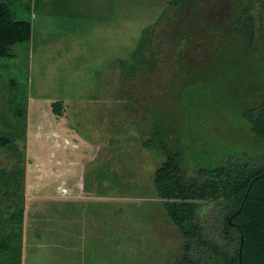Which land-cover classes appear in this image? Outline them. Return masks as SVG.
I'll return each mask as SVG.
<instances>
[{
	"label": "rangeland",
	"instance_id": "1",
	"mask_svg": "<svg viewBox=\"0 0 264 264\" xmlns=\"http://www.w3.org/2000/svg\"><path fill=\"white\" fill-rule=\"evenodd\" d=\"M7 1L27 14L25 18L31 16L33 23L31 43L14 48L11 59L0 58V118L14 115L18 121L14 111L29 109L26 129L22 124L16 130L21 135L25 129V139L10 147L23 153L22 162H17V152L0 148V168L13 170L18 165L26 181L22 264H179L185 241L154 187V175L165 156L143 149L149 145V126L141 114L135 115L134 124L129 121L130 112L116 101L121 91L126 96L117 68L120 59L137 47L143 30L157 20L162 26L155 33L160 38L156 46L165 47L177 29L193 31L192 38L208 34L209 28L215 35L231 15L233 1H240L188 0L179 8L170 6L172 0ZM196 1L192 10H198V21L186 22L189 4ZM31 4L29 12L24 7ZM258 4L253 13L264 22V2ZM231 30L221 40L232 38ZM259 41L264 43V32ZM201 42L190 38L185 42L198 45L197 55L185 58L187 63L202 65L206 56L200 54ZM208 50L206 55L213 54V48ZM164 63L153 76L131 80L128 95L136 101L138 95L145 98L161 91L174 100L169 88L179 80L173 82L177 66ZM185 81L179 83L182 91L199 92ZM56 101H64L63 118L52 113ZM221 118L224 121L207 130L217 136H222L219 130L225 131L210 149L214 158H225L227 151L233 156L238 148L241 153L258 150L256 140L241 133L244 127ZM223 138L229 141L226 150ZM189 173L196 177L194 170ZM3 203L13 209L6 200ZM48 210L57 214L47 216ZM218 210L216 205L203 207L202 220L214 241L228 249L213 224Z\"/></svg>",
	"mask_w": 264,
	"mask_h": 264
},
{
	"label": "trees",
	"instance_id": "2",
	"mask_svg": "<svg viewBox=\"0 0 264 264\" xmlns=\"http://www.w3.org/2000/svg\"><path fill=\"white\" fill-rule=\"evenodd\" d=\"M187 1L172 0L170 6L179 8ZM259 1L264 2L257 0L252 7L248 2H237L233 13L217 28V36L214 39L208 36L205 44L200 46L206 56L202 60L203 66L187 63V59L184 60L188 57L187 52H178L181 62L174 82L177 77L179 80L174 88H169L175 95L174 100L167 95H164L167 98H160L155 94L141 115L149 126V148L166 156L154 175V187L158 197L164 200L167 216L185 241L179 264H240V251L242 264H264V43L259 41L264 32V22L253 13V8L260 6ZM24 8L31 12L33 6ZM26 15L21 9L10 7L7 0H0L1 59L15 57L14 48L31 43L33 23L31 13L30 17L25 18ZM159 25L162 26L161 21L157 20L149 25V30L146 27L137 47L120 59L123 76L131 80L153 76L161 62L168 63L164 45L156 46L159 36L155 33ZM230 30L233 37L221 40L223 34L230 35ZM159 35L163 34L160 32ZM169 36L173 43H167L170 48L189 37L184 36L181 30ZM217 40L220 44H216ZM211 48L213 54L206 55ZM252 61L259 64L253 65ZM204 77L206 80H201ZM185 79L189 80V87L199 92L182 91V83H179H187ZM141 108H144L142 104ZM51 109L55 117L65 116L64 101L54 102ZM25 110L10 111L16 117L18 115V121L14 115L12 119L0 118L4 128L0 130V148L9 153L17 152L18 163L22 162L23 153L10 147L25 139L28 120V111ZM220 117L229 124L231 120L244 127L241 133L254 138L259 144L258 150L249 148L241 153L238 148L233 156L227 151L225 158H214L210 149L224 137L225 131L219 130L222 136L208 131L214 123L224 121ZM22 124L25 129L21 135L24 137L16 133L18 125ZM223 139L226 150L229 141ZM202 158H206V162H202ZM192 164L194 168H191ZM190 169L197 173L196 177L189 175ZM23 174L18 165L13 170L0 168V264H22L26 189ZM3 200L13 206V209L9 207L12 212L5 208ZM211 205L219 208L213 224L228 249L214 241L202 220L205 212L202 208ZM48 212L47 216L57 214Z\"/></svg>",
	"mask_w": 264,
	"mask_h": 264
},
{
	"label": "flooded vegetation",
	"instance_id": "3",
	"mask_svg": "<svg viewBox=\"0 0 264 264\" xmlns=\"http://www.w3.org/2000/svg\"><path fill=\"white\" fill-rule=\"evenodd\" d=\"M204 1H206V0H204ZM210 1H212V0H210ZM238 1H241L242 3H244V1L246 2L247 0H238ZM257 0H250V1H248V3H249V6H253L254 4L253 3H255ZM197 2L198 1H196L195 3H190L189 5H190V12H191V15H190V17L189 18H186V22L189 20L190 22H196L197 23V21H198V16H197V14L198 13H196V12H198V10H192V7H193V5L195 6V5H197ZM211 3V2H210ZM245 4V3H244ZM232 8H231V11H230V14L231 13H233V11L235 10L234 8L237 6V2L236 1H233V3H232ZM192 10V11H191ZM181 16V15H180ZM181 18H184V17H181ZM180 18V19H181ZM227 19H225V21H226ZM183 23H185V22H183ZM236 27V26H235ZM208 30H210L211 31V29L209 28ZM178 31V29L175 31V32H177ZM184 33H187V34H184ZM192 34V33H194L193 31H190V32H182V34L184 35V36H187V35H189V37H186V39L185 40H183V41H181L182 43H179L178 42V44H177V46L175 47V48H170V45L171 44H173L172 42H170L169 44H166L165 45V47H164V53H166L167 52V54H165L166 56H167V62H168V64H173V65H175V66H178V64H179V62H181V60L179 61L178 60V52H181V51H185V52H187V55H188V59H190L192 56H194V55H197L196 53H195V49H197L198 50V45L197 44H195V46H193L192 44L190 45L189 43H185V42H187L188 40H189V38L190 39H202V42L201 43H203V44H201V45H204L205 44V42L207 41V37L208 38H210V39H214L217 35V33L215 34V35H213L212 34V32H209L208 34H207V32L206 33H204L203 35H202V37L201 38H198L197 36H195V37H190V34ZM200 45V46H201ZM200 54H202V52H205V51H203V49L201 48V50H200ZM199 53V52H198ZM176 57H175V56ZM184 60H186V59H184ZM162 63L163 62H161V64H159V66H161L162 65ZM165 64V63H164ZM166 66H167V64H166ZM158 69L160 70V67H158ZM117 70L119 71L120 69H118L117 68ZM133 80V79H132ZM121 83H119L120 85L122 84V87H123V90H125L126 89V91L124 92L125 94H126V96L122 93V91H121V94L119 95V96H116V98H117V102H120V103H123L124 105H125V108H127V111L128 112H130V114L128 113L126 116H127V118L129 119V121H131L133 124L135 123V121H136V118H135V115L137 114V115H142V114H144L145 112H146V110L145 109H147L148 108V106L150 105V102L152 101V99H153V97L152 96H154L155 94H157L156 96H159L160 98H163V97H166L167 98V96H164V95H166V94H163V92L161 93V91L160 92H155L154 94H152V95H148V96H145V98H141V97H139V95L137 96V98H136V101L134 100V97L135 96H129L128 95V92H129V89L132 87V86H130V87H128L129 86V84L128 83H130L131 82V79H129L126 75H122V73H121ZM173 82H174V80H173ZM126 84H128V85H126ZM118 92H120V91H118ZM134 94H135V92H134ZM136 95V94H135ZM155 96V97H156ZM149 97V99H147ZM99 101H101V103L103 102V100H99ZM100 103V102H99ZM141 104L144 106V108L142 109L141 108ZM110 116H111V114H110ZM142 117V116H141ZM112 122H113V120H112ZM143 146V149H145V150H148V151H154V150H151V148H149V146L148 147H145L144 145H142ZM157 152V151H156ZM160 153V152H159ZM160 154H162V153H160ZM166 160V156H165V158H164V161ZM163 161V162H164ZM159 198V197H158ZM160 199V198H159ZM162 200V199H161ZM163 204H164V200H163ZM167 215V214H166ZM169 218V217H168ZM170 220V219H169ZM171 221V220H170Z\"/></svg>",
	"mask_w": 264,
	"mask_h": 264
},
{
	"label": "crops",
	"instance_id": "4",
	"mask_svg": "<svg viewBox=\"0 0 264 264\" xmlns=\"http://www.w3.org/2000/svg\"><path fill=\"white\" fill-rule=\"evenodd\" d=\"M92 2V1H91ZM95 6H97V4H94ZM68 7H69V5H68ZM65 8V7H64ZM67 8V7H66ZM113 25L114 24H112V25H110L112 28H113ZM28 111H29V109H28ZM25 221H26V208H25ZM25 238V237H24ZM24 251V250H23ZM23 254H24V252H23ZM24 257V256H23ZM23 260V259H22Z\"/></svg>",
	"mask_w": 264,
	"mask_h": 264
},
{
	"label": "water",
	"instance_id": "5",
	"mask_svg": "<svg viewBox=\"0 0 264 264\" xmlns=\"http://www.w3.org/2000/svg\"><path fill=\"white\" fill-rule=\"evenodd\" d=\"M240 260H241L240 264H242L243 258H242V252L241 251H240Z\"/></svg>",
	"mask_w": 264,
	"mask_h": 264
}]
</instances>
